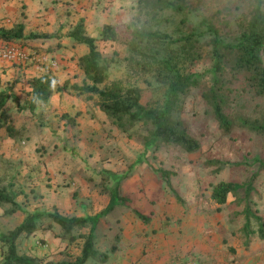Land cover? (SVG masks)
<instances>
[{
    "label": "rangeland",
    "instance_id": "374dc122",
    "mask_svg": "<svg viewBox=\"0 0 264 264\" xmlns=\"http://www.w3.org/2000/svg\"><path fill=\"white\" fill-rule=\"evenodd\" d=\"M60 2L59 17L64 20L60 23L68 32L81 18L87 33L94 36L107 23L118 27L121 41L98 42L109 62L107 82L122 79L127 85L141 86L145 103L164 99V86L153 71L131 61L125 44L128 23L138 24L142 18L138 0ZM197 5L190 22L213 23L234 39L241 30L240 19L250 15L255 2L197 0ZM179 16L165 13L154 24L175 38L181 33L175 22ZM25 42L37 48L30 40ZM83 52L80 48L69 58L73 82L84 80L79 65ZM209 60L204 51V57L191 64L205 80H209ZM245 84H231L230 112L264 119V95ZM203 91V86L192 88L175 112L200 141L196 152L174 144H147L149 126L122 130L98 107L96 98L65 92L55 104L32 112L22 107L30 94L18 95L19 101H10L3 114L18 128L17 135L0 128V187L17 192L21 208L12 213L8 212L12 204L0 205V234L15 228L29 213L58 208L67 215L102 214L94 232L97 248L109 252L113 245L118 247L105 264H264V237L257 220L252 217L254 232L244 230L246 205L264 222V169L258 161L264 160V133L241 126L225 132ZM212 160L221 163L212 164ZM164 170L170 172L171 184ZM253 175L254 189L246 200L230 194L226 203L219 204L212 198L214 184L223 180L243 183ZM114 193L120 195L119 203L103 213ZM49 224L45 218L37 231L22 234L20 253L54 262L72 259L81 252L84 239L80 234H88L92 222L74 231L78 238L73 242L62 238L58 224ZM1 248L0 241V253ZM86 264L102 263L91 258Z\"/></svg>",
    "mask_w": 264,
    "mask_h": 264
},
{
    "label": "trees",
    "instance_id": "16d2710c",
    "mask_svg": "<svg viewBox=\"0 0 264 264\" xmlns=\"http://www.w3.org/2000/svg\"><path fill=\"white\" fill-rule=\"evenodd\" d=\"M254 2L255 6L250 15L240 19L239 34L231 39L222 34L213 23L201 21L200 25L190 22V15L199 9L197 0H138L142 18L138 24L128 23L129 32L126 34L125 44L132 53L131 61H137L147 71H153L156 79L165 88L162 101L146 103L143 102L141 86L127 85L122 79L107 82L109 62L99 50L98 42L100 39L121 41L118 27L107 23L99 36H94L87 33L86 23L81 18L70 35L77 42L88 46V52L79 59V65L85 74L83 82H71L68 79L60 83L56 75L47 70L44 74L29 79L32 97L22 107L36 111L41 105L50 104L52 96L57 92L86 96L87 99L96 98L98 107L122 130L129 131L140 124L149 126L150 136L146 138L147 144L156 143L157 147L162 143L174 144L189 152H196L201 149L200 141L190 134L183 119L175 116V112L181 108L192 88L203 86V95L225 132H230L235 126H241L264 133V119L233 115L229 110L233 90L231 84L235 81H243L255 93L264 95V0ZM165 13L180 15L179 20L175 22H178L177 29L181 33L175 38L154 24V20ZM182 26L187 30L182 29ZM24 37L22 22L12 28L0 27L1 41L16 42ZM204 51H208L210 57L209 80L203 79L200 72L191 69V64L204 57ZM10 101L18 102L19 98L14 92L0 86V128L6 127L11 136H16L18 128L3 115ZM68 118L72 122L75 121L72 116L68 115ZM258 161L260 168L264 169V160ZM211 163L221 162L212 160ZM164 175L171 184L170 172L164 170ZM255 176L243 183L223 180L214 184L212 198L219 204L226 203L230 194L238 200H246L254 189ZM17 195V192L8 189L6 185L0 187V205L12 204L8 212L19 210L21 204L17 201ZM119 199L120 195L114 193L103 213L113 210ZM137 213L149 220L146 215L138 211ZM244 213L245 232H254L251 228L253 217L259 224V234L264 237V222L261 217L249 205H246ZM101 215H67L58 208L29 213L15 228L0 234V264H86L91 258L106 263L110 252H115L118 247L113 245L109 252L97 248L94 232ZM45 218L49 219V225L58 224L62 229V238L70 242L77 240L78 235L74 232L77 228L87 227L89 222H92L89 233L80 234L84 239L81 252L72 259L57 262L20 253L19 237L37 231Z\"/></svg>",
    "mask_w": 264,
    "mask_h": 264
},
{
    "label": "crops",
    "instance_id": "0c3cea01",
    "mask_svg": "<svg viewBox=\"0 0 264 264\" xmlns=\"http://www.w3.org/2000/svg\"><path fill=\"white\" fill-rule=\"evenodd\" d=\"M60 1L65 0H0V27L12 28L22 22L25 37L16 43L24 44L25 41L30 40L37 50L48 51L49 56L55 57L60 63L59 71H56L55 69L58 67L51 70L48 65L43 63L19 64L0 60V86L2 89L8 88L9 91L22 97L27 91L32 97L29 79L36 75H42L47 70H51L60 83L68 79L71 80L72 70L69 67L71 64L69 58L80 48L84 51L81 56L88 51L85 50L84 43L77 42L70 35L74 26L68 28V32L65 26L61 25L59 16L62 2ZM86 20L88 21V19ZM0 43H5V41L0 40ZM24 45L27 50L32 49L27 43ZM71 82L73 81L71 80ZM64 93H55L51 98V103L55 104ZM76 215L85 216L79 213Z\"/></svg>",
    "mask_w": 264,
    "mask_h": 264
},
{
    "label": "built area",
    "instance_id": "2783aa9c",
    "mask_svg": "<svg viewBox=\"0 0 264 264\" xmlns=\"http://www.w3.org/2000/svg\"><path fill=\"white\" fill-rule=\"evenodd\" d=\"M0 60L19 64L43 63L51 69L58 67V61L46 52L27 50L23 44L16 42L0 43Z\"/></svg>",
    "mask_w": 264,
    "mask_h": 264
}]
</instances>
